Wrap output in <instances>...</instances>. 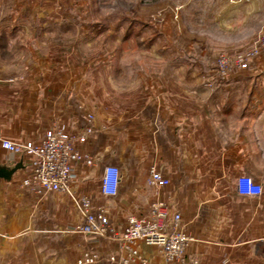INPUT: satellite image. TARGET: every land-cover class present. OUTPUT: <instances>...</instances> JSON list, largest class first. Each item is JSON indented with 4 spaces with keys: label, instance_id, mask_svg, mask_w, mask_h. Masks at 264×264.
I'll return each mask as SVG.
<instances>
[{
    "label": "crops",
    "instance_id": "1",
    "mask_svg": "<svg viewBox=\"0 0 264 264\" xmlns=\"http://www.w3.org/2000/svg\"><path fill=\"white\" fill-rule=\"evenodd\" d=\"M58 1L0 0V140L38 141L57 126L82 136L89 127L75 148L92 165L72 164L67 192H20L31 160L0 146V165L22 160L23 166L10 181L0 180V264H78L84 253L97 256L93 264H107L123 255L117 241L75 231L82 198L93 211L102 208L117 232L128 217H149L151 205L160 203L166 221L179 214L178 229L191 238L186 258L264 264V50L254 71L258 80L243 72L210 87L203 64L186 60L168 36H146L144 45L167 63L114 66L108 50L95 44L100 33L105 40L104 27L55 17ZM210 2L208 16H193L197 25L228 30L248 24L256 8L264 33V0ZM136 35L131 28L119 41ZM106 166L120 173L113 197L100 192ZM150 168L168 185L149 186ZM239 176L263 193L238 195ZM135 248L131 264H165L158 247Z\"/></svg>",
    "mask_w": 264,
    "mask_h": 264
},
{
    "label": "built area",
    "instance_id": "2",
    "mask_svg": "<svg viewBox=\"0 0 264 264\" xmlns=\"http://www.w3.org/2000/svg\"><path fill=\"white\" fill-rule=\"evenodd\" d=\"M264 49V38L254 46L235 56L220 55L216 59V68L220 75H228L235 69L244 70L249 62ZM90 120L91 117L89 116ZM90 132L87 127L82 136L68 133L64 126H57L44 132L38 141L14 142L0 140L2 149L31 160L28 175L22 181V186L34 194L41 195L54 192H67L70 181L71 166L76 162L92 165L89 156L81 154L75 143H82L85 134ZM119 169L106 166L100 178V192L105 197H113L119 184ZM147 184L154 188L168 185V180L154 168H150ZM238 195L258 197L263 193L262 186L248 176H239L235 181ZM82 221L75 231L85 235L107 237L119 243L121 254L110 256L107 264H131L133 258H138L136 243H144L159 248L165 264H201L196 259H188L185 250L191 238L178 229L179 214H174L170 222L166 221V210L160 203L152 204L149 217H128L121 232L115 231L109 218L102 208L91 209L88 199L82 198L77 204ZM97 256L84 253L78 264H93ZM143 264V262H139Z\"/></svg>",
    "mask_w": 264,
    "mask_h": 264
},
{
    "label": "rangeland",
    "instance_id": "3",
    "mask_svg": "<svg viewBox=\"0 0 264 264\" xmlns=\"http://www.w3.org/2000/svg\"><path fill=\"white\" fill-rule=\"evenodd\" d=\"M210 1L59 0L56 13H53V15L63 19L71 17L76 22H79V20L81 22L84 18L93 23V28L104 27L105 40H102L101 34L103 33H100L99 41H95V44L108 50H106L108 64L114 66L121 62L139 68H147L167 63L166 61L156 60L151 55L149 48L146 49L144 45L147 43L146 36L156 39H161V36H168L173 38L175 46L183 47L187 56L186 60L190 62H193V60L198 61L201 65L203 64V68H206L203 80L206 87H210L213 81H225L240 77L243 72L246 76L251 74V80H258V74L254 71L257 70L255 69L257 58L264 49L260 50L259 55L253 58L244 70L235 69L228 75L223 76L218 73L216 68L218 56H235L258 46L259 41L264 38L263 27L258 24L256 8L253 9L254 13L250 16L248 24H234L228 26V30H221L215 25H197V19L199 20L201 16H208L210 9H212L209 4ZM194 15L197 19H194ZM180 18L185 23L177 24ZM130 22H135V24L130 26ZM131 28L137 34L136 39L132 38L133 40L127 41H121L120 39L119 41V35L129 34ZM20 161L22 163V160ZM27 175L25 174L21 178L19 191L34 194L22 186V181Z\"/></svg>",
    "mask_w": 264,
    "mask_h": 264
},
{
    "label": "water",
    "instance_id": "4",
    "mask_svg": "<svg viewBox=\"0 0 264 264\" xmlns=\"http://www.w3.org/2000/svg\"><path fill=\"white\" fill-rule=\"evenodd\" d=\"M22 167L21 161L9 167L0 165V180H4L6 182L10 181L12 176Z\"/></svg>",
    "mask_w": 264,
    "mask_h": 264
}]
</instances>
